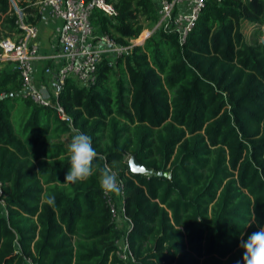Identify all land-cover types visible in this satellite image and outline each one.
I'll use <instances>...</instances> for the list:
<instances>
[{
    "label": "trees",
    "instance_id": "1",
    "mask_svg": "<svg viewBox=\"0 0 264 264\" xmlns=\"http://www.w3.org/2000/svg\"><path fill=\"white\" fill-rule=\"evenodd\" d=\"M40 1L16 0L24 22L36 26ZM107 2L115 15L95 9L90 22L117 45L158 20L153 0ZM17 19L0 0V41L19 40ZM263 21L264 0H206L182 44L159 28L102 57L91 83L54 86L69 122L1 62L0 264H242L241 241L264 228ZM77 132L97 157L93 175L69 185ZM130 156L170 178L130 173ZM105 165L122 184L112 195L126 221L110 214Z\"/></svg>",
    "mask_w": 264,
    "mask_h": 264
},
{
    "label": "built area",
    "instance_id": "2",
    "mask_svg": "<svg viewBox=\"0 0 264 264\" xmlns=\"http://www.w3.org/2000/svg\"><path fill=\"white\" fill-rule=\"evenodd\" d=\"M17 16L18 28L22 36L17 42L10 39L0 41V62H10L15 65L22 79V89L36 104L44 107H54L58 116L67 122L62 107L54 101L48 90L35 86L36 63L46 57L39 56L34 41L37 37V27L23 21L20 8L16 0H8ZM158 13V20L152 30H145L144 39H148L153 32L162 30L165 33L177 34L179 44H182L194 26L198 16L205 6L206 0H153ZM98 9L105 15H115V10L107 0H41L40 10L43 14L59 19L61 22L57 35V51L48 60L53 66L45 70V74L54 78V86L58 89L68 78H74L82 84H89L94 80L98 62L102 57L115 59L128 54L133 45L120 46L107 35L97 32L91 24L92 11ZM264 31V21L262 23ZM53 69V70H52ZM120 185V181H117ZM113 192H104L110 204V214L117 221L126 217L122 215V208L116 206ZM118 196H121V191ZM119 246V257L127 260V244L124 239Z\"/></svg>",
    "mask_w": 264,
    "mask_h": 264
},
{
    "label": "clouds",
    "instance_id": "3",
    "mask_svg": "<svg viewBox=\"0 0 264 264\" xmlns=\"http://www.w3.org/2000/svg\"><path fill=\"white\" fill-rule=\"evenodd\" d=\"M68 153L70 168L65 175L64 183L75 184L93 175V161L97 157V152L87 134L77 132L68 145ZM100 186L106 192L119 194L121 191L116 173L107 165L101 171ZM46 202L50 206H55V197L49 196ZM240 247L243 248L242 264H264V228L242 240Z\"/></svg>",
    "mask_w": 264,
    "mask_h": 264
},
{
    "label": "crops",
    "instance_id": "4",
    "mask_svg": "<svg viewBox=\"0 0 264 264\" xmlns=\"http://www.w3.org/2000/svg\"><path fill=\"white\" fill-rule=\"evenodd\" d=\"M10 5L13 8L11 3H10ZM60 24H61V22L59 21V19L54 18V17H50V16L43 14V13H42V18L36 24L37 37H36V40L34 41V46H36L39 56H42L43 58L46 57L42 61H38L36 63V65H35L36 66V72H35L36 75H37L38 69L42 63H48V65L50 67L53 66V61L48 60V58L53 56V54L57 51L56 40H57V35H58ZM44 80L47 83V86H46L47 89L49 91H51L52 88L54 87V78L51 76L48 77L47 75H45ZM42 89H44V88H42ZM118 221H120V220H118ZM119 228H120V224H119Z\"/></svg>",
    "mask_w": 264,
    "mask_h": 264
},
{
    "label": "rangeland",
    "instance_id": "5",
    "mask_svg": "<svg viewBox=\"0 0 264 264\" xmlns=\"http://www.w3.org/2000/svg\"><path fill=\"white\" fill-rule=\"evenodd\" d=\"M152 27L153 26H151V25L144 26L143 31L141 32V34H143L145 32V30H152ZM249 31H250V28H245L246 36L249 34ZM141 34L138 36L137 39L134 40L136 44H142V43H144L147 40V39L145 40L144 37H140V36H142ZM260 42L264 45V31H263V36L260 39ZM47 68H51V67L47 63H42L41 66L38 69L37 75L35 74V86L37 88H40V89L44 88L45 90H48L47 87H46L47 83L46 82L44 83L43 78H42V75H43V73H45V70ZM5 70L6 71L16 70V67H15L14 64L10 63V64H8L5 67ZM1 211H2V214L4 215L5 214V210H4L3 206H1ZM121 244H122V241L119 242V246H121Z\"/></svg>",
    "mask_w": 264,
    "mask_h": 264
},
{
    "label": "water",
    "instance_id": "6",
    "mask_svg": "<svg viewBox=\"0 0 264 264\" xmlns=\"http://www.w3.org/2000/svg\"><path fill=\"white\" fill-rule=\"evenodd\" d=\"M128 171L133 174L138 175H151V176H158V177H167L170 178V173H163L160 171H156L149 167H146L138 162L135 156H130L127 161Z\"/></svg>",
    "mask_w": 264,
    "mask_h": 264
}]
</instances>
